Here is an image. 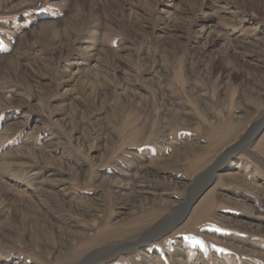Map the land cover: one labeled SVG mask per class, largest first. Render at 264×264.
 Listing matches in <instances>:
<instances>
[{
	"label": "rangeland",
	"instance_id": "374dc122",
	"mask_svg": "<svg viewBox=\"0 0 264 264\" xmlns=\"http://www.w3.org/2000/svg\"><path fill=\"white\" fill-rule=\"evenodd\" d=\"M0 102V264H264V0H0Z\"/></svg>",
	"mask_w": 264,
	"mask_h": 264
},
{
	"label": "bare ground",
	"instance_id": "6f19581e",
	"mask_svg": "<svg viewBox=\"0 0 264 264\" xmlns=\"http://www.w3.org/2000/svg\"><path fill=\"white\" fill-rule=\"evenodd\" d=\"M40 27H42V26H40ZM106 57V56H105ZM3 101V100H2ZM0 106H3L2 104H1V102H0ZM263 121H264V119L263 120H261V122H260V124H259V126L257 127V128H259L260 127V125H262V123H263ZM257 130L258 129H256L255 131H253V133H255V132H257ZM247 141V140H246ZM245 142L242 140V141H240L237 145H239V146H237V148H233L232 149V151H229L228 153H232L233 152V150H234V152L236 151V150H238V149H242L243 147H246L245 146V144H244ZM247 144V143H246ZM242 145H244V146H242ZM188 148V147H187ZM179 150V149H178ZM177 151V150H176ZM181 151V150H180ZM38 154V153H37ZM173 157H175V155L173 156ZM171 164H174V162L173 163H171ZM223 164H219V166H215V170L217 169V168H219L220 166H222ZM147 169V168H146ZM211 169V168H210ZM150 171V170H149ZM238 175V174H237ZM236 175V176H237ZM236 176H232V177H236ZM230 177V176H229ZM240 178V177H239ZM238 178V179H239ZM230 179V178H229ZM234 180V179H233ZM101 181V180H100ZM115 181V180H114ZM237 182H239V181H237ZM241 183V182H240ZM243 183V182H242ZM119 186H121L120 184H119ZM258 189V188H257ZM133 197V201H134V206L133 207H135L136 205L139 207V206H142V204H148L147 202H144V198H141V197H139L138 195H133L132 196ZM138 200V203L137 204H135V202ZM156 199H153V201H155ZM156 201H158V202H162V203H166L165 201H167V200H162V199H160L159 198V200H156ZM187 201V200H186ZM152 203V202H151ZM247 207V206H246ZM142 209V208H141ZM174 209V208H173ZM172 209V210H173ZM178 210V209H177ZM180 210V209H179ZM247 210L248 211H251V209H248L247 208ZM181 211V210H180ZM182 212V211H181ZM168 216V215H167ZM183 216V215H182ZM173 218V217H172ZM177 218V217H176ZM259 219H262V217H259ZM173 219H168L167 220V222L165 223V225L163 226V227H165V226H169V225H172L173 223H176L177 222V219H174V221H172ZM263 220V219H262ZM171 228V227H170ZM152 236V235H151ZM139 244V243H138ZM124 248V247H123ZM132 247H126L125 249H131ZM117 250V249H116ZM109 253V252H108ZM99 256V255H98ZM95 257V256H94ZM95 263V262H94Z\"/></svg>",
	"mask_w": 264,
	"mask_h": 264
},
{
	"label": "snow or ice",
	"instance_id": "6c2138e0",
	"mask_svg": "<svg viewBox=\"0 0 264 264\" xmlns=\"http://www.w3.org/2000/svg\"><path fill=\"white\" fill-rule=\"evenodd\" d=\"M193 243H194V244H200L201 242H200V241H196V240H194Z\"/></svg>",
	"mask_w": 264,
	"mask_h": 264
}]
</instances>
